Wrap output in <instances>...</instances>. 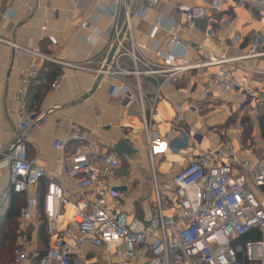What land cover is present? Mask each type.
<instances>
[{"label": "crops", "instance_id": "1", "mask_svg": "<svg viewBox=\"0 0 264 264\" xmlns=\"http://www.w3.org/2000/svg\"><path fill=\"white\" fill-rule=\"evenodd\" d=\"M181 1L162 0L148 10L144 18L133 19L135 41L147 46L144 53L148 58L156 59L153 52L156 48L157 51L183 53L192 61L196 60L199 46V54L204 59L209 53L239 56L247 53L250 41L255 36L261 38V51L264 52V0H221L222 12L210 10V16L216 22L204 19L195 30H184L179 26L174 7ZM184 1L190 6L207 8L213 0ZM127 2L133 10L139 8L140 0ZM247 2L254 3L255 8L250 10ZM113 3L114 0H89L82 8H75L71 0L0 2V39L5 41L0 42V264L14 262L13 247L15 245L16 248L20 237H26L28 241L30 256L27 264H38L40 256L49 247L47 230L41 219L43 203L41 201V207L34 210L30 222L21 220V208L28 196L35 195L41 199L50 181L61 183L69 191L72 201L79 199L78 182L67 175L62 161L66 153L83 143H96L107 153H115L122 141L134 148V153L120 156L122 167L111 175L110 182L119 193L120 204L131 218L145 223L151 218L155 197L153 199L145 182L150 164L143 159L144 154L148 158L144 120L138 104L126 108L124 93L120 89L123 81L136 82L133 76L125 79L106 78L94 72L76 71L55 64L61 69L60 75L64 76L60 90L52 95L48 90H43L42 81L33 83L31 93L38 94L37 104L31 107L34 125L20 132L19 138H14L19 108L17 91L21 85L19 71L28 67L32 59L20 48L50 54L65 62L93 61L90 67L97 68L99 62L109 57L106 42H89L90 31L79 28L76 23L88 20L91 32L108 35L114 29L108 14ZM157 22H160L162 29L152 39L149 31L151 25ZM119 24L123 34L124 15ZM170 28L179 30L184 49L170 44L167 32ZM208 28L215 30L214 37L205 36ZM50 36L57 40V45L50 43ZM44 64L39 62L40 69ZM120 66L132 69L130 59L125 56L120 58ZM217 71L218 68L212 67L203 72H190L176 81L165 83L159 95L153 116V137L167 143L168 148L154 157V164L155 174L162 180L163 207L167 217L172 215L173 176L196 161L202 151L218 146L223 141L225 127L247 119L253 127L248 140L253 157L264 158V137L260 128V118L264 112L256 110L253 105L243 104V97L264 90V57L248 59L232 66V77L243 97L224 96L216 91L203 96V85ZM141 83L150 101L158 85L147 78H143ZM111 85L118 88L114 94L110 93ZM148 100L146 107L149 106ZM176 103L187 109V121L178 130L172 127ZM73 122L80 126V141L72 139ZM184 135L189 137L187 141ZM57 139L67 142L64 151L54 148ZM15 142H23L30 158L46 171V178L37 188L22 196L24 199L13 192L9 182L7 163L11 154L9 150ZM239 156L242 158L243 154L239 153ZM164 163L165 173L161 175L158 168ZM170 174L173 175L171 180L164 178ZM63 220L65 225L68 216ZM88 253L96 264H121L117 256L106 250L88 249ZM141 254L138 262L133 264L144 263L146 253L142 250Z\"/></svg>", "mask_w": 264, "mask_h": 264}, {"label": "built area", "instance_id": "2", "mask_svg": "<svg viewBox=\"0 0 264 264\" xmlns=\"http://www.w3.org/2000/svg\"><path fill=\"white\" fill-rule=\"evenodd\" d=\"M3 1L8 0H0ZM88 1L71 0L75 8H82ZM161 1L140 0L139 8L133 10L127 0H114L108 9L114 29L108 35L91 32L88 20L76 23L79 28L90 31L89 42L94 44L104 40L109 53L113 46L117 47L111 63L105 59L99 62L97 68L90 67L93 61L65 62L50 54L20 48L32 59L28 67L19 71L21 85L17 91L19 108L14 138H19L20 132L34 125L31 107L37 102L31 88L39 77V62L54 63L76 71H90L106 78L125 79L133 76L136 82L123 81L120 89L124 93L126 108L136 103L141 110L156 182L154 207L149 222L145 223L129 216L120 204L119 193L111 185V175L122 167L120 156L103 152L93 142L83 143L66 153L62 163L67 175L78 182L79 199L72 201L69 191L61 183L50 181L41 199L35 195L27 197L20 215L23 222H30L34 210L41 207L42 201L49 248L39 264H96L89 257L88 249L106 250L117 256L121 264L138 262L142 250L146 253L143 264H264V158L253 157L252 147L245 139L246 127L243 122L238 120L225 127L223 141L218 146L202 151L196 161L173 176L170 217L164 214L162 189L158 185L154 164V157L165 152L168 145L154 138L152 131L153 116L163 85L190 72L218 68L203 85V96L216 91L224 96L243 97L232 77V66L248 59L264 57L261 38L253 37L247 53L239 56L209 53L204 59L199 54V46L196 60L191 61L183 53L157 51L154 48L156 59L152 60L144 53L147 46L135 41L133 19L144 18L147 11ZM247 3L250 10L256 6L252 2ZM174 9L180 28L195 30L204 19L216 22L211 18L210 10L222 12L223 6L221 0H213L207 8L190 6L183 0ZM122 15L125 16L123 34L119 24ZM161 29L160 22L152 24L150 38L155 39ZM167 32L170 44L184 49L179 30L170 28ZM205 36L214 37L215 30L208 28ZM49 41L53 45L58 44L53 36L49 37ZM0 42L5 41L0 39ZM123 56L130 59L132 69L120 66ZM143 78L153 80L158 85L150 101L142 88ZM63 79V75L55 78L50 94L54 95L60 90ZM117 89V86L111 85L110 93L114 94ZM243 98V104L253 105L256 110L264 112V90ZM146 100L149 101L148 107ZM186 113L184 105H174L173 129L178 130L187 121ZM71 126L74 131L72 139L80 141V126L74 122ZM188 138L184 135L186 141ZM66 147L65 140L55 141L56 150L64 151ZM239 153L243 154L242 158ZM7 165L9 182L15 194L27 195L46 178L45 169L30 158L23 142H19L10 154ZM66 216L68 221L63 225ZM253 231H257L260 238L242 243L241 240ZM29 256L27 238L20 237L13 264H27Z\"/></svg>", "mask_w": 264, "mask_h": 264}, {"label": "trees", "instance_id": "3", "mask_svg": "<svg viewBox=\"0 0 264 264\" xmlns=\"http://www.w3.org/2000/svg\"><path fill=\"white\" fill-rule=\"evenodd\" d=\"M61 74V69H60V67H58L57 65H55V64H53V63H45L44 64V66H43V68L42 69H40V72H39V77H38V79H37V81H42L43 82V90L44 91H50V87H51V85H52V83H53V81L55 80V78L57 77V76H59ZM35 82V81H34ZM33 82V83H34ZM32 87H33V84H32ZM31 92H32V90H31ZM32 95H34L33 93H32ZM36 96H38V94H36V95H34V98H35V100H37V98L38 97H36ZM38 101V100H37ZM242 122H243V124L245 125V127H246V130H245V139L246 140H249L250 139V137H251V134H252V132H253V127L250 125V123L248 122V120L247 119H243L242 120ZM260 128H261V133H262V136L264 137V115L260 118ZM77 148V147H76ZM75 148V149H76ZM74 149V150H75ZM73 150V151H74ZM41 184V183H40ZM47 187V186H46ZM18 197H20V198H23L22 196H24L23 194L21 195V194H16ZM44 195V194H43ZM24 199V198H23ZM27 200V199H26ZM24 202H26V201H24ZM26 206V203H24V205H23V207L21 208V211H22V209L24 208ZM41 219H42V221H43V225L46 227V230H47V223H46V218H45V216H44V210H43V208H42V214H41ZM14 224V223H13ZM14 227L15 228H17L16 226H15V224H14ZM260 238V234L257 232V231H253V232H251L250 234H248L246 237H244L242 240H241V242L242 243H245V242H247V241H249V240H257V239H259ZM49 248V247H48ZM48 250V249H47ZM46 250V251H47ZM46 251L43 253V255L46 253ZM42 255V256H43ZM42 256H40V258H39V262H40V260H41V258H42ZM39 262H38V264H39Z\"/></svg>", "mask_w": 264, "mask_h": 264}, {"label": "rangeland", "instance_id": "4", "mask_svg": "<svg viewBox=\"0 0 264 264\" xmlns=\"http://www.w3.org/2000/svg\"><path fill=\"white\" fill-rule=\"evenodd\" d=\"M148 158L146 157V155L144 154V160H146V162L148 163V164H150V168L152 169H150L149 168V173H148V175H147V178H146V180H145V182H146V185L149 187V190H150V192L152 193V195H153V199H154V197L156 196V193H155V185H156V182H155V177H154V174H153V168H152V164H151V159H150V155H149V152H148ZM165 166H166V163H164L161 167H159L158 168V172H159V174H161V175H164V173H165V171H164V168H165ZM126 167V166H125ZM173 175L172 174H170L169 176H165L164 178H168V180L172 177ZM157 177V181H158V185H159V187H161V183H162V180H161V177L159 178L158 176H156ZM160 179V180H159ZM171 180V179H170ZM14 249H15V245H14V247H13V251H14ZM12 264H13V261L11 262Z\"/></svg>", "mask_w": 264, "mask_h": 264}, {"label": "water", "instance_id": "5", "mask_svg": "<svg viewBox=\"0 0 264 264\" xmlns=\"http://www.w3.org/2000/svg\"><path fill=\"white\" fill-rule=\"evenodd\" d=\"M117 47L116 45L112 47V49L110 50V53H109V57H108V63H111L112 61V58L115 54V51H116ZM102 77V76H101ZM102 79L98 80L97 83H96V88L97 86L99 85V83L101 82ZM94 92L91 93V95L93 94ZM19 144V142H15L13 144V146L10 148L9 150V154L13 152V150L17 147V145ZM135 150L134 148L129 145L128 143H126L125 141H122L120 142L119 144V147L117 146V149H116V152L115 154L118 155V156H127L131 153H134Z\"/></svg>", "mask_w": 264, "mask_h": 264}]
</instances>
